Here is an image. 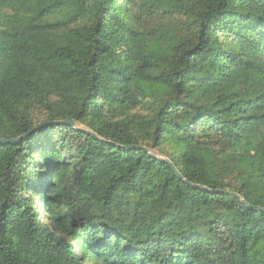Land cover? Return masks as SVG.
Wrapping results in <instances>:
<instances>
[{"label":"trees","instance_id":"trees-1","mask_svg":"<svg viewBox=\"0 0 264 264\" xmlns=\"http://www.w3.org/2000/svg\"><path fill=\"white\" fill-rule=\"evenodd\" d=\"M68 120L0 146V264H264L165 163L264 209V0H0V139Z\"/></svg>","mask_w":264,"mask_h":264},{"label":"water","instance_id":"water-1","mask_svg":"<svg viewBox=\"0 0 264 264\" xmlns=\"http://www.w3.org/2000/svg\"><path fill=\"white\" fill-rule=\"evenodd\" d=\"M58 125H68V126H71L73 128H75V125L73 123V121H64V122H49V123H45L44 125H42L41 127L27 133L26 135H23L22 137L20 138H17V139H5V140H2L0 139V146L1 145H9V144H14L16 142H19L20 140L22 139H25L27 136L29 135H32V134H35L36 132H39L43 129H46L47 127H50V126H58ZM93 137L97 138L94 134H91ZM109 144H112L110 142H108ZM114 146H117L115 144H112ZM125 149H140V150H144V151H148L146 148L144 147H134V146H125L124 147ZM161 160V159H160ZM165 163L167 165L170 166V168L173 170L175 176L179 179V180H183L189 187H192V188H196V189H201L203 191H205L206 193H209V194H223V195H229V196H232L233 198H235L236 200H238L242 205L248 207V208H252V209H255V210H259V211H263L264 212V209H261L259 207H251L248 203H246L244 200H241L240 197L235 194V193H229L227 191H224V190H210L204 186H201V185H195V184H191L190 182L184 180L181 175L176 171V169L174 168V166L168 162V161H165Z\"/></svg>","mask_w":264,"mask_h":264}]
</instances>
